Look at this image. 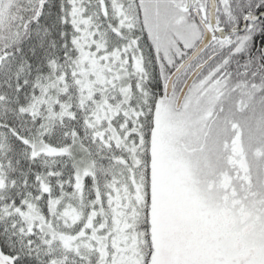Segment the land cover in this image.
<instances>
[{
  "label": "snow or ice",
  "instance_id": "obj_1",
  "mask_svg": "<svg viewBox=\"0 0 264 264\" xmlns=\"http://www.w3.org/2000/svg\"><path fill=\"white\" fill-rule=\"evenodd\" d=\"M0 264H264V0H0Z\"/></svg>",
  "mask_w": 264,
  "mask_h": 264
}]
</instances>
